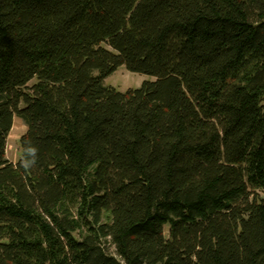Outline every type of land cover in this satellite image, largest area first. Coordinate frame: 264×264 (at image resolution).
Instances as JSON below:
<instances>
[{
    "label": "trees",
    "instance_id": "1",
    "mask_svg": "<svg viewBox=\"0 0 264 264\" xmlns=\"http://www.w3.org/2000/svg\"><path fill=\"white\" fill-rule=\"evenodd\" d=\"M261 194L264 0H0V264H264Z\"/></svg>",
    "mask_w": 264,
    "mask_h": 264
},
{
    "label": "rangeland",
    "instance_id": "2",
    "mask_svg": "<svg viewBox=\"0 0 264 264\" xmlns=\"http://www.w3.org/2000/svg\"><path fill=\"white\" fill-rule=\"evenodd\" d=\"M154 81H156V77L140 73H131L126 69L125 65H122V67H119L114 73L108 75V78L104 80V85L112 86L122 93L135 90L145 82L151 83ZM35 82H31L29 86H32ZM13 122L6 145V157L9 161L16 163L21 158L19 142L21 137L25 134L27 127L24 122L17 117H14ZM261 195L264 197V194ZM165 235L168 237V226L165 227Z\"/></svg>",
    "mask_w": 264,
    "mask_h": 264
},
{
    "label": "clouds",
    "instance_id": "3",
    "mask_svg": "<svg viewBox=\"0 0 264 264\" xmlns=\"http://www.w3.org/2000/svg\"><path fill=\"white\" fill-rule=\"evenodd\" d=\"M37 152L38 149L35 146H28L25 152V158L23 160V165L26 168L34 166L37 162Z\"/></svg>",
    "mask_w": 264,
    "mask_h": 264
}]
</instances>
